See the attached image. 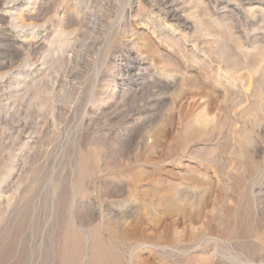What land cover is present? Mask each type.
I'll list each match as a JSON object with an SVG mask.
<instances>
[{"label": "rangeland", "instance_id": "rangeland-1", "mask_svg": "<svg viewBox=\"0 0 264 264\" xmlns=\"http://www.w3.org/2000/svg\"><path fill=\"white\" fill-rule=\"evenodd\" d=\"M168 4L0 0V264H264V0Z\"/></svg>", "mask_w": 264, "mask_h": 264}, {"label": "bare ground", "instance_id": "bare-ground-1", "mask_svg": "<svg viewBox=\"0 0 264 264\" xmlns=\"http://www.w3.org/2000/svg\"><path fill=\"white\" fill-rule=\"evenodd\" d=\"M168 1L169 0H155V2H157V4H158V9H163L164 10V14H165V18H167V17H169V18H172V19H176L177 17H178V13L176 12V10H174L173 9V7L170 5V4H168ZM29 4V3H28ZM156 4V3H155ZM183 15V14H182ZM181 16V15H180ZM160 17V16H159ZM28 19L26 18V19H24V20H22V23L20 24L21 26L23 25V26H38L39 24L38 23H35V22H31V21H27ZM163 20V19H162ZM171 20V19H170ZM263 20V19H262ZM88 21V20H87ZM102 22H104L103 21V19H102ZM168 23V22H167ZM180 24V23H179ZM174 25V24H173ZM161 26V25H160ZM175 26V25H174ZM96 27V26H95ZM108 27V26H107ZM167 28V27H166ZM101 29V28H100ZM100 31V30H99ZM103 31V30H102ZM101 31V32H102ZM107 36V35H106ZM105 38V37H104ZM129 39V38H128ZM95 40V39H94ZM97 43V42H96ZM100 43V42H99ZM96 45V44H95ZM138 45H140V44H138ZM93 46V45H92ZM91 47V46H90ZM89 49V48H88ZM114 50V49H113ZM194 50V49H193ZM106 51V50H105ZM89 52V51H88ZM108 52V51H107ZM195 53V52H194ZM193 53V54H194ZM96 55V54H95ZM102 56V55H101ZM103 56H105V55H103ZM96 58V57H95ZM104 58V57H103ZM107 60V58L105 59V61ZM97 61V60H96ZM120 63V65H123V64H125V65H130L127 61H121V62H119ZM103 65V64H102ZM137 65V64H136ZM97 66V65H96ZM133 66H135V65H133ZM139 67V66H138ZM141 67H143V66H141ZM112 68H113V66H112ZM118 68H119V71H120V73H119V76H121V75H123V76H132V75H134V77H136V78H138V79H142V81L140 82L141 84L142 83H144L143 81L146 79V76H141V74H140V72H135V70H133V69H125L124 68V66H118ZM139 70L141 69L140 67L138 68ZM98 70H99V68H98ZM166 71V70H165ZM142 73V72H141ZM166 73V72H165ZM137 75V76H136ZM74 76V75H73ZM122 76V77H123ZM141 76V77H140ZM171 76V75H170ZM232 76V75H231ZM77 77V76H76ZM151 77V76H150ZM168 77V76H167ZM148 78V77H147ZM154 78V77H153ZM137 79V80H138ZM151 79V78H150ZM171 79V78H170ZM120 80H122V79H120ZM157 81V80H156ZM116 83L118 82V81H115ZM122 82V84H126V82L125 81H121ZM141 84H139V85H141ZM146 84V83H145ZM116 85V84H115ZM232 87V86H231ZM114 91V90H113ZM92 99V98H91ZM255 100V99H254ZM202 111V110H201ZM206 115V114H205ZM200 116V115H199ZM202 121V120H201ZM198 123V122H197Z\"/></svg>", "mask_w": 264, "mask_h": 264}]
</instances>
